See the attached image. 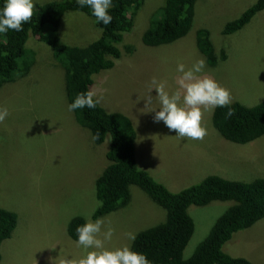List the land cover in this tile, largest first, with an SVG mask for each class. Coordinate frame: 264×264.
<instances>
[{"label": "rangeland", "instance_id": "374dc122", "mask_svg": "<svg viewBox=\"0 0 264 264\" xmlns=\"http://www.w3.org/2000/svg\"><path fill=\"white\" fill-rule=\"evenodd\" d=\"M59 0H34L36 5ZM165 0H144L132 18V30L117 47L121 58L111 69L92 76L90 89L103 99L99 104L108 113H122L135 132V157L138 167L170 192H179L209 176L231 181L264 179V136L246 144H236L219 135L211 123L213 109L202 108V123L208 134L203 140L180 139L163 122H154L159 102L145 107L150 81H166L168 90L178 88L177 63L186 68L204 58L196 48L198 29H207L216 54L227 59L211 67L206 62L201 77L208 76L228 88L232 102L255 106L264 100V10L231 35L224 26L240 17L257 0H197L188 34L168 45L148 47L142 35L152 15ZM49 29L44 27V31ZM92 17L80 12L66 13L58 37L63 45L86 47L101 37ZM132 51H127L128 47ZM32 61L28 75L17 77L0 89V106L10 115L0 123V207L17 215V226L10 239L0 246V264H60L85 255L66 232L75 216L91 219L96 210L95 183L108 162L110 145L106 137L95 144L89 130L79 126L69 112L65 74L53 57L52 49L30 36L27 43ZM205 59V58H204ZM150 95L155 96L153 89ZM232 201H213L205 206H190L188 214L194 232L183 251L189 258L208 235L216 219ZM165 211L141 189L130 187L126 206L104 218L115 228L108 248L127 244L125 233L139 234L165 220ZM102 238V237H100ZM222 251L264 264V218L238 231Z\"/></svg>", "mask_w": 264, "mask_h": 264}, {"label": "trees", "instance_id": "16d2710c", "mask_svg": "<svg viewBox=\"0 0 264 264\" xmlns=\"http://www.w3.org/2000/svg\"><path fill=\"white\" fill-rule=\"evenodd\" d=\"M196 1L165 0L158 11L161 16L152 15L150 25L142 35V43L159 47L185 37L192 27ZM3 3L4 0H0V7ZM143 3L144 0H113L109 10L112 22L107 26L95 22L97 28L103 29L101 37L82 48L61 44L59 26L68 12L83 13L95 21L90 9L79 8L76 0L35 4L32 20L23 25V31H9L0 37V89L17 77L28 75L32 61L26 43L33 36L52 49L53 57L63 67L70 104L78 93L90 89L92 76L113 68L114 61L121 58L117 45L132 30V18ZM262 10L264 0H257L240 17L227 23L222 34L236 33ZM45 26L49 27L47 31H44ZM195 44L208 66L213 67L227 59L226 52L216 54L207 29L197 30ZM127 51L131 52L132 47ZM230 107L235 113L231 118L226 117V108H216L212 114L211 123L221 137L232 143L246 144L264 136V100L252 107L232 102ZM73 115L79 126L89 130L91 138L99 133L100 138L93 141L95 144H102L106 137L110 140L105 155L108 164L95 183L96 199L103 201V206L94 211V220L126 206L130 187L136 186L166 214L163 222L137 234L131 245L133 251L146 254L152 264H252L245 258L224 253L222 247L234 233L264 218V179L242 182L209 176L184 190L170 192L138 167L135 132L126 116L108 113L100 105L91 110H76ZM213 201H232L234 204L216 219L192 255L184 258L183 251L194 232L188 208L205 206ZM85 222L81 216L73 217L66 227L68 237L76 241V228ZM17 223L15 212L0 207V246L11 238Z\"/></svg>", "mask_w": 264, "mask_h": 264}, {"label": "clouds", "instance_id": "9594fccd", "mask_svg": "<svg viewBox=\"0 0 264 264\" xmlns=\"http://www.w3.org/2000/svg\"><path fill=\"white\" fill-rule=\"evenodd\" d=\"M76 3L81 9L85 7L90 9L97 24L107 26L113 20L109 11L113 7V0H76ZM34 8V0H4L3 6L0 7V37L9 31H23V25L32 20ZM205 69L206 60L202 57L196 59L188 68L183 63H177L176 71L181 74L177 81V90L170 92L166 81H158L153 77L148 95L143 98L145 107L153 103V97L158 99L159 111H156L157 108L150 110L155 112L154 122H163L180 139L203 140L208 134L207 127L202 123V108L213 110L226 108L227 118L235 114L234 109L230 107L232 104L230 90L211 77L198 75ZM153 89L156 92L155 96L150 95ZM102 99V95L98 96L95 91L89 89L78 93L73 102L68 104L67 109L69 112L85 108L95 109ZM9 115V109L0 106V123ZM99 138V133L92 136L93 141ZM102 206L103 201L98 200L96 207ZM115 231L110 222L106 223L104 218L93 221L90 214L86 222L76 228L77 239L74 242L77 247L84 249L85 255L78 260L64 257L60 264H152L146 254L132 250V242L137 237L135 232L125 233L127 244L116 248L106 247Z\"/></svg>", "mask_w": 264, "mask_h": 264}]
</instances>
